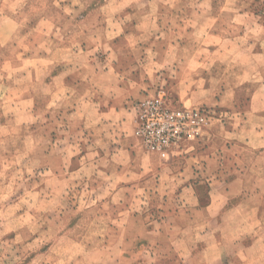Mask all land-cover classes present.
<instances>
[{"label": "rangeland", "instance_id": "1", "mask_svg": "<svg viewBox=\"0 0 264 264\" xmlns=\"http://www.w3.org/2000/svg\"><path fill=\"white\" fill-rule=\"evenodd\" d=\"M0 264H264V0H0Z\"/></svg>", "mask_w": 264, "mask_h": 264}, {"label": "built area", "instance_id": "2", "mask_svg": "<svg viewBox=\"0 0 264 264\" xmlns=\"http://www.w3.org/2000/svg\"><path fill=\"white\" fill-rule=\"evenodd\" d=\"M135 111L136 135L147 150L160 157L184 140L203 135L213 117L211 110L203 107L172 106L162 88L140 99Z\"/></svg>", "mask_w": 264, "mask_h": 264}]
</instances>
